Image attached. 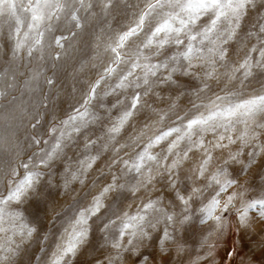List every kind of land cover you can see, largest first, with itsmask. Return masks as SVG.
Returning a JSON list of instances; mask_svg holds the SVG:
<instances>
[{
	"label": "clouds",
	"instance_id": "1",
	"mask_svg": "<svg viewBox=\"0 0 264 264\" xmlns=\"http://www.w3.org/2000/svg\"><path fill=\"white\" fill-rule=\"evenodd\" d=\"M0 264H264V0H0Z\"/></svg>",
	"mask_w": 264,
	"mask_h": 264
}]
</instances>
